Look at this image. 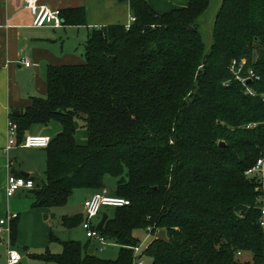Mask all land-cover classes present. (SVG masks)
I'll return each instance as SVG.
<instances>
[{
	"label": "trees",
	"instance_id": "trees-1",
	"mask_svg": "<svg viewBox=\"0 0 264 264\" xmlns=\"http://www.w3.org/2000/svg\"><path fill=\"white\" fill-rule=\"evenodd\" d=\"M130 1L136 21L129 29L94 28L85 60L49 66L46 98L10 114L18 143L34 125H62L46 146L45 179L29 176L33 207L64 205L75 190L98 191L107 175L119 178L115 195L130 204L99 227L121 246L119 255L101 258L67 240L61 253L34 257L132 264L135 230L153 226L161 231L145 251L149 264H264V177L246 175L264 159V0H221L209 46L198 19L212 0L166 12L148 0ZM60 11L67 21V12L83 15ZM234 60L260 76L249 83L256 95L231 71ZM77 118L86 144L77 141ZM83 220L80 213L64 224Z\"/></svg>",
	"mask_w": 264,
	"mask_h": 264
},
{
	"label": "crops",
	"instance_id": "crops-1",
	"mask_svg": "<svg viewBox=\"0 0 264 264\" xmlns=\"http://www.w3.org/2000/svg\"><path fill=\"white\" fill-rule=\"evenodd\" d=\"M149 2L154 8V3L151 0ZM40 3L60 10L80 9L83 15L71 11L67 12L68 21L64 18L61 27H35L32 25L33 14L25 8L24 0H0V219L8 212L18 213L14 242L11 238L12 247L15 249V244L22 235L23 223L32 213L38 214L36 210L31 209L35 200L32 189H20L13 196H7L8 178L11 174L24 176L23 172L39 178L41 174H45L47 155L46 147L17 146L10 151L6 150L11 112L25 109L31 105L34 97L46 98L49 66L80 63L85 60L86 42L94 28L126 25L133 14L130 0H40ZM176 3H170L169 11L187 6L188 0H179V3ZM167 5L168 3L161 11L154 9L166 12ZM75 19H80V22L75 23ZM26 60L31 62L30 66L25 65ZM55 126V132L59 134L62 125ZM28 135L56 136L51 135L45 125L41 124L34 125L26 133V136ZM108 183L110 184V179ZM106 186L98 191L107 190L109 194L115 195L117 185L111 192ZM81 191L84 202L93 193L98 192L88 189ZM83 212L70 214L69 217ZM100 215L102 216L103 212ZM49 237L50 241H57L54 234ZM7 241L6 236L0 235V252H6L7 246L5 254L8 255ZM60 242L62 244V241ZM19 252L22 254L21 262L28 257L31 261H42L35 258L30 251ZM5 261L7 262V256Z\"/></svg>",
	"mask_w": 264,
	"mask_h": 264
},
{
	"label": "rangeland",
	"instance_id": "rangeland-1",
	"mask_svg": "<svg viewBox=\"0 0 264 264\" xmlns=\"http://www.w3.org/2000/svg\"><path fill=\"white\" fill-rule=\"evenodd\" d=\"M150 1V0H149ZM154 3V8L156 10H162L166 6V11H169L170 3H179V0H151ZM176 3V4H177ZM220 4V0H212L211 6L201 15L198 19L199 21V30L202 33L205 43L209 46L212 42V25L214 23V18L216 12L218 10ZM171 9V8H170ZM83 120L81 118L76 119L77 125V139L81 143H85L87 141V130L82 125ZM55 124L60 125L59 123H49L46 125V129L51 135H57L58 132L56 130ZM46 154V153H45ZM33 157V155H30ZM46 168V166H44ZM126 176L124 173L123 177ZM40 179H45V174H41ZM107 178L110 179V184L108 183ZM119 178L116 176L108 175L105 179V185H107V189L111 192V190L117 185ZM110 185V186H109ZM82 189H78L73 192L72 196L69 198V201L61 206L55 207H43V208H33L31 205V209L36 210L38 215L32 213L31 217L27 219L22 226V235L18 242L15 244V247L19 249L21 252L30 251L34 255H43L48 252L58 254L63 251V246L60 241L67 240H76L81 242L83 245H94L96 247L95 254L101 258L105 259H115L119 255L120 245L108 240L106 244L101 245L97 240L90 239L86 235L85 229L82 225L69 227L64 224V218L69 216L70 214L83 212V202L84 198L82 195ZM116 207L114 206H104L102 208L103 213H107L108 215H114ZM101 214V213H100ZM102 216L98 215L93 223L98 224L101 220ZM160 230L155 231V235H159ZM50 234H54L57 237V241H50ZM134 236L136 238L137 243L141 246V254L140 256H144L147 264L152 261L151 257L148 256L145 251L154 238L152 233H150L147 229H137L134 232ZM7 252V246H6ZM6 252H0L2 257H0V264H7ZM243 256V255H242ZM249 259V257H245V259ZM20 264H47L45 261H31L28 257L25 258Z\"/></svg>",
	"mask_w": 264,
	"mask_h": 264
},
{
	"label": "built area",
	"instance_id": "built-area-1",
	"mask_svg": "<svg viewBox=\"0 0 264 264\" xmlns=\"http://www.w3.org/2000/svg\"><path fill=\"white\" fill-rule=\"evenodd\" d=\"M25 8L29 9L33 14L32 25L35 27H61L63 26V17L61 16L60 9L51 8L45 4H41L40 0H24ZM136 21L134 14L130 16L128 23L125 25L126 29H129L133 22ZM26 66H30L31 62L26 60ZM246 61L242 60L240 62L234 60L231 64V71L234 73L235 77L241 81V83L246 87V92L251 95H256V91L249 86V81L260 80V76L253 70H245ZM264 102V93L259 95ZM264 123V121H263ZM249 126H255L251 124ZM18 124L10 118L8 123V134H7V144L6 150L10 151L12 148L17 146L23 147H46L51 142V136L48 135H28L25 137L22 143H18ZM248 176H258L264 177V159H258L257 162L246 171ZM35 187V182L33 179L25 176H17L11 174L8 178V186L6 188L7 196H13L20 189H33ZM130 201L122 196H117L109 194L107 190L98 191L93 193L84 202V220L82 222V227L86 231L87 237L90 239L97 240L101 245L107 243V238L99 230L98 224H94V219L100 215L102 208L104 206H114L121 207L129 205ZM262 215L264 218V207L262 209ZM18 217V213L8 212L4 218L0 219V235L6 236L8 241V255L7 264H19L22 259V254L19 250L12 247L11 233H12V222ZM264 226V220L262 221ZM155 237V229L153 226H148L146 228ZM133 250V263L132 264H146L144 256L141 254V246L139 244L131 246Z\"/></svg>",
	"mask_w": 264,
	"mask_h": 264
},
{
	"label": "water",
	"instance_id": "water-1",
	"mask_svg": "<svg viewBox=\"0 0 264 264\" xmlns=\"http://www.w3.org/2000/svg\"><path fill=\"white\" fill-rule=\"evenodd\" d=\"M220 1H221V0H220ZM249 83H250V81H249ZM14 114L19 115V114H20V111H19V110H15V111H14ZM219 145H220V146H226L225 141H220V142H219ZM23 175H24L25 177H29V173H25V172H23ZM108 217H109V215H108L107 213H103L102 218H101L100 222L98 223V226L101 227V228L104 227V226H105V223H106V221H107V219H108ZM94 252H95V246L92 245V246L89 248V253H94Z\"/></svg>",
	"mask_w": 264,
	"mask_h": 264
}]
</instances>
